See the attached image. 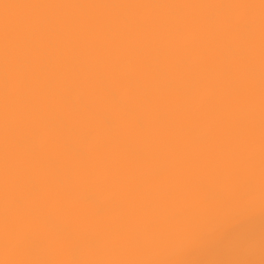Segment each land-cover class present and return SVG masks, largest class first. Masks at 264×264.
Here are the masks:
<instances>
[{
  "label": "bare ground",
  "instance_id": "bare-ground-1",
  "mask_svg": "<svg viewBox=\"0 0 264 264\" xmlns=\"http://www.w3.org/2000/svg\"><path fill=\"white\" fill-rule=\"evenodd\" d=\"M0 264H264V0H0Z\"/></svg>",
  "mask_w": 264,
  "mask_h": 264
}]
</instances>
